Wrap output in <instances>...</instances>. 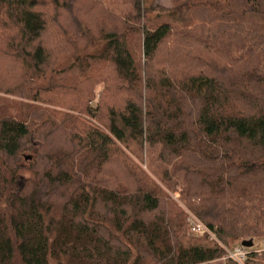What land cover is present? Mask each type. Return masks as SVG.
Wrapping results in <instances>:
<instances>
[{"label":"trees","instance_id":"1","mask_svg":"<svg viewBox=\"0 0 264 264\" xmlns=\"http://www.w3.org/2000/svg\"><path fill=\"white\" fill-rule=\"evenodd\" d=\"M168 3L0 0V93L19 99L0 111V264L221 259L208 237H187L188 213L223 243L264 238L262 62L187 84L143 75L177 36L249 59L264 0ZM152 153L160 179L137 164ZM176 186L183 209L165 192Z\"/></svg>","mask_w":264,"mask_h":264},{"label":"rangeland","instance_id":"2","mask_svg":"<svg viewBox=\"0 0 264 264\" xmlns=\"http://www.w3.org/2000/svg\"><path fill=\"white\" fill-rule=\"evenodd\" d=\"M169 7L168 0H142V8ZM157 11V10H156ZM101 45H93L89 52H99ZM260 54V56H259ZM264 65V41L253 40L252 48L247 60H232L227 54L213 51L207 45L198 43L190 38L175 37L174 40H165L159 49L151 55L148 60L143 62V75L145 78H151L156 87L165 79L178 80L184 84L189 83L192 79H200L204 77H214L217 74L227 76H238L248 71H253L259 62ZM101 88L98 87L97 92ZM19 101L18 98L4 95L0 93V111L2 109L9 110L11 103ZM34 107L47 109L41 104L28 102ZM97 103V99L94 105ZM30 159L29 153L21 154L19 166L22 168L21 174L25 177L29 176L27 171V163ZM142 170L160 179L162 172L166 168L158 159L157 154H147L143 163H137ZM151 175V174H150ZM169 199L175 202L180 208V187L176 186L173 191L165 189ZM187 237L193 236L188 227H185ZM230 243H235L230 241ZM208 264H234L233 262H224L222 259L216 260Z\"/></svg>","mask_w":264,"mask_h":264},{"label":"built area","instance_id":"3","mask_svg":"<svg viewBox=\"0 0 264 264\" xmlns=\"http://www.w3.org/2000/svg\"><path fill=\"white\" fill-rule=\"evenodd\" d=\"M188 229L193 236H206L208 239L217 246H219L224 255L221 258L224 262H233L234 264H245L251 252L256 254L264 255V238L253 243L251 248H246L241 245V243H230L227 241L223 243L219 241L216 236L210 232L195 216L188 213Z\"/></svg>","mask_w":264,"mask_h":264},{"label":"water","instance_id":"4","mask_svg":"<svg viewBox=\"0 0 264 264\" xmlns=\"http://www.w3.org/2000/svg\"><path fill=\"white\" fill-rule=\"evenodd\" d=\"M243 247L251 248L252 247V241H244L241 243Z\"/></svg>","mask_w":264,"mask_h":264}]
</instances>
